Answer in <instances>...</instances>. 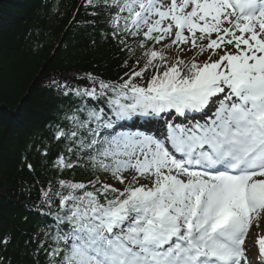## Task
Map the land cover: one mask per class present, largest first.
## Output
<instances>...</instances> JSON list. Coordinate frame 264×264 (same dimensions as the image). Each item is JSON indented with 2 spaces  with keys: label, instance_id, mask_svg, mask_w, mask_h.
Segmentation results:
<instances>
[{
  "label": "snow or ice",
  "instance_id": "6c2138e0",
  "mask_svg": "<svg viewBox=\"0 0 264 264\" xmlns=\"http://www.w3.org/2000/svg\"><path fill=\"white\" fill-rule=\"evenodd\" d=\"M82 6L102 9L135 63L117 81H53L80 101L53 126L67 153L53 164L86 160L93 178L42 190L47 264H264L251 232L264 218V0ZM174 46L195 55L173 58Z\"/></svg>",
  "mask_w": 264,
  "mask_h": 264
},
{
  "label": "trees",
  "instance_id": "16d2710c",
  "mask_svg": "<svg viewBox=\"0 0 264 264\" xmlns=\"http://www.w3.org/2000/svg\"><path fill=\"white\" fill-rule=\"evenodd\" d=\"M82 5L85 0H0V238H8L0 243L3 264H47L40 240L45 225H53L41 214L47 211L40 208L42 190L59 178H93L86 160L63 173L53 164L58 154L67 155L53 126L80 102L53 81L81 88L91 86L88 74L117 81L129 71L125 61L135 63L108 34L102 9ZM167 54L189 59L172 48Z\"/></svg>",
  "mask_w": 264,
  "mask_h": 264
},
{
  "label": "rangeland",
  "instance_id": "374dc122",
  "mask_svg": "<svg viewBox=\"0 0 264 264\" xmlns=\"http://www.w3.org/2000/svg\"><path fill=\"white\" fill-rule=\"evenodd\" d=\"M189 46H187V48H188ZM186 48V49H187ZM187 51H190V50H187ZM251 231H254V233H256V232H259L260 234H263L264 233V228H262L261 226H260V228L259 229H257L256 227H253L252 229H251ZM255 251H256V249H255Z\"/></svg>",
  "mask_w": 264,
  "mask_h": 264
},
{
  "label": "bare ground",
  "instance_id": "6f19581e",
  "mask_svg": "<svg viewBox=\"0 0 264 264\" xmlns=\"http://www.w3.org/2000/svg\"><path fill=\"white\" fill-rule=\"evenodd\" d=\"M261 226L264 227V218L261 220Z\"/></svg>",
  "mask_w": 264,
  "mask_h": 264
}]
</instances>
